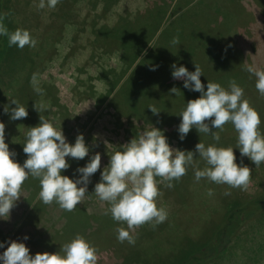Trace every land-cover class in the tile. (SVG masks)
Listing matches in <instances>:
<instances>
[{"label": "rangeland", "instance_id": "rangeland-1", "mask_svg": "<svg viewBox=\"0 0 264 264\" xmlns=\"http://www.w3.org/2000/svg\"><path fill=\"white\" fill-rule=\"evenodd\" d=\"M182 1L184 0H60L55 8L45 6L40 9L39 0H4L3 12L6 18L11 20L12 26L28 30L37 42L35 47L27 46L25 51L29 60L35 61L28 81L30 84L28 88L32 90L33 96L37 95L36 98L34 97L33 104L37 108L42 105L47 108L46 111L39 113V117L49 120L57 128L61 125L69 143H74L76 136L82 133L89 147L88 156L77 160L78 163H72L74 159L66 157L68 163L72 165L70 164V168L66 169L65 175L73 179L78 178L80 174L76 172V169L84 166L96 153L101 155V167L91 176L88 193L76 206L77 210L84 211L94 219L92 220L93 232H89L86 227L77 228L73 222L72 226L69 224L67 227L70 231L67 232L66 237L57 236V231L62 229L65 223V217L61 215L63 209L54 202L45 205L44 211L39 215L38 225L41 229L48 226L52 230L47 232L43 229L31 234V236L39 235L40 248H43L41 252L52 246L59 251L63 244L71 241L76 235L83 236L97 249L98 264H112L116 260L115 257L121 261V253L131 248L143 250L148 246L152 247V243L149 242L139 243L137 229L132 232L135 236L134 245H130L127 241L119 242L116 238V230L120 227L127 228L126 224L114 221L110 213L105 214L109 207L108 203L99 200L93 191L101 171L109 162V154L119 150L121 145L137 137L146 128H151L152 125L162 130L166 129L165 134L177 131L181 120L178 115L180 107L174 109L168 126L149 119V122L137 127L136 136H126L127 134L123 133L117 136L116 111L109 104L113 94H107V91L108 82L118 76L123 62L117 42L105 41L100 35L99 37L95 35L100 25L106 24L112 27L119 23H137L151 9L153 18L150 26H154L158 20L157 7L165 5V14L162 17L161 26L154 33L156 35L150 36V40L140 50L134 63L130 67L125 66V72L118 84H121L125 77L128 79L127 75L132 72L153 43L154 45L163 44L169 53L164 57V65L152 71L150 78L161 80L173 78L171 74L173 63L177 67L183 65L189 71L195 70V63L203 71L204 75L200 79L205 87L207 80L219 83L221 86V81L229 84V81L235 80L244 89V98L258 111L261 118L260 130L264 132V95H261L255 87L256 78L243 70L245 64L251 63L264 69V0H192L185 7L186 22L180 23L182 20L180 18V25L177 23L179 31L175 33L179 44H172L160 33L165 25H170L176 17L182 16L181 12L185 9L178 10L179 7L176 6L177 2ZM134 31L135 29L129 30V39L142 44L145 36H138ZM159 38L162 41H159ZM33 76H35L34 82ZM8 79L9 77L5 76L6 82ZM44 85H48L50 92L43 89ZM34 88L42 91L37 92ZM3 89L5 94L10 92L5 87ZM104 94L108 97L103 102H98V98L100 99ZM51 95L56 97L59 107L51 105L53 102ZM11 99L15 98L7 97L4 101L8 108L12 105ZM151 100L144 105L139 104L138 110L145 114L150 113L148 106L155 103V98ZM115 102H119L118 96L115 97ZM181 102L182 100L177 97L176 103ZM22 105L28 106V103H22ZM153 106H158L157 109L162 113L166 109L162 103ZM127 109L131 111L130 107ZM10 114L11 111L4 117L0 115V122L4 124L5 139L14 130L13 127L18 121L10 119ZM39 120L40 118L36 125ZM129 121L140 125L134 117H130ZM25 130L24 127L22 131ZM119 130L122 131V128ZM226 134L237 136L234 128L228 129ZM167 139L171 147L185 150L180 147L178 138ZM233 151L235 155L240 154L237 148ZM241 160L244 165L251 168L247 188L245 190L233 188L234 192L242 198L255 194L264 187V163L256 167L248 157H241ZM203 168L204 162L199 157H194V165L188 167L186 174L180 178L188 191L196 190L195 187H198L194 173ZM156 180L160 193L157 206L163 207L171 215L174 214L173 218H180L181 211L173 210L164 199V195L167 194L168 199L172 200V190L166 187V181L162 178L156 177ZM201 191L205 190L200 189L199 194ZM37 199L39 194L31 195L27 189L21 188V198L18 201L35 203ZM30 210L25 209V211ZM34 212H38V208ZM187 212H190V221L188 218V223L186 222L185 225L188 226L189 233L205 235L206 226L199 227L200 223L195 211L191 209ZM110 241L113 243L109 246ZM162 242L164 246H169V242L165 239H162ZM119 255H121L120 258ZM209 264H264V213L247 222L226 249Z\"/></svg>", "mask_w": 264, "mask_h": 264}, {"label": "clouds", "instance_id": "clouds-1", "mask_svg": "<svg viewBox=\"0 0 264 264\" xmlns=\"http://www.w3.org/2000/svg\"><path fill=\"white\" fill-rule=\"evenodd\" d=\"M60 0H39L40 9L55 8ZM0 36L8 38V45L23 49L25 46L35 47L36 40L26 29L17 28L9 32L0 18ZM173 44H179L174 38ZM157 66L150 70L155 71ZM172 77L183 80V86L200 95L187 101L184 109L178 114L181 117L177 131L183 141L193 128L201 134L211 135L213 141L219 142L218 129L224 130L226 123H231L237 133L235 147H218L216 144L206 145L199 142L194 151L180 150L170 146L164 130L155 127L146 128L137 137L121 145L119 150L110 155L107 166L100 173V181L94 186V193L109 207L105 214H111L114 221L126 224L127 228H117V240L135 244L132 232L144 225L152 223L157 226L167 219V211L157 206L159 196L156 177L167 181L166 187L172 188V181H179L186 174L188 167L194 165V157L205 162L203 169L196 170L195 180L201 178L216 184H226L231 188L245 190L251 176V168L238 164L233 149L238 148L240 156L259 167L264 163V132H261V118L258 111L244 98V89L235 80L229 81L225 88L219 83L207 80L201 82V67L194 63L195 70L189 71L185 66L171 65ZM243 70L256 78L255 87L264 95V69L254 63L245 64ZM35 81V76L32 78ZM176 87L170 91L178 94ZM35 91L41 92L39 88ZM11 109L10 119L20 120L28 115L25 106L16 99ZM38 112L46 111L45 106L37 108ZM148 108L154 115L160 110L153 105ZM9 109L5 107V112ZM106 143V142H105ZM23 152L27 158L23 164L15 159V152L10 151L4 138V124L0 122V219L10 218L11 209L21 198V187L29 176L40 181L39 197L48 205L56 202L65 211H72L81 203L88 193V184L93 174L101 167V155L96 153L87 163L76 169L80 175L73 179L64 175L63 171L70 167L66 157L82 160L89 153V147L82 133L76 136L74 143H69L59 128L40 116L39 123L30 127L25 135ZM198 154V155H197ZM225 192V195H230ZM212 196L213 191L208 190ZM25 235L23 240H27ZM0 264H98L97 249L81 235L63 244L56 252H37L30 254L29 248L21 240L0 242Z\"/></svg>", "mask_w": 264, "mask_h": 264}, {"label": "trees", "instance_id": "trees-1", "mask_svg": "<svg viewBox=\"0 0 264 264\" xmlns=\"http://www.w3.org/2000/svg\"><path fill=\"white\" fill-rule=\"evenodd\" d=\"M191 1L192 0H184L179 3L177 2L176 6L179 7L178 10L181 8L184 10ZM173 9H175V7ZM3 10L4 0H0V18H2L9 32L16 30L17 28L12 26L11 20L6 18ZM157 10L159 12L156 14L158 20L154 26H150V21L153 18L151 14L152 10L150 9L147 11L146 16L143 15V18H140L137 23H119L112 27L102 24L99 26V30L95 32L96 36L99 37L100 35L105 41L117 42L119 46L118 49L121 52L123 64L118 76H115V79H111V81L108 82L109 88L107 91V94H113L112 98L109 99V104L110 107H113L116 111L117 122L115 123V131L117 136L120 135V133L127 134L126 136H136L137 127H140L142 123L145 124L149 122V119H151V121L160 122L161 124L165 123L168 126L175 108L177 109L180 107V113L188 100L195 99L200 95L199 92L185 89L183 80L175 81L174 78H166L165 80L150 78V73L152 72L150 69L154 65L157 66L156 69L162 67L164 65V57L169 53L165 45H158L157 43L155 45L153 43L149 50L144 53L132 72L127 75L129 76L128 79L125 77L121 84H118V81L125 72V66L130 67L131 64L134 63L140 50H142L145 43L150 40V36L156 33L157 29L161 26L162 17L165 14V5L163 7H157ZM185 11L186 9L181 12L182 16L176 17L174 22L170 25H165L163 27L160 35L166 37L165 39H167L169 43H172L174 38H178L175 32L179 31L177 26L180 25V18H182L180 23L183 21L186 22ZM134 29L136 35L145 36L142 44L132 42V40L129 39V30ZM159 41H162V39ZM108 46L111 45L108 44ZM26 47L27 46L23 49H19L16 46L10 47L8 45V38L6 36H0V115L3 117L6 116V114L15 107L14 104H12L10 108L6 106L4 101L7 97L17 99L20 104L28 103V106H25L28 112L27 117L18 120L13 127L14 130L8 134V138L5 139V142L9 145L10 151L15 152V159L20 164H23L24 160L27 158L26 154L23 152L25 135L30 127L36 126L40 118L39 113H41V111L38 112L36 110L33 104L37 95L33 96L32 90L28 88L30 86L28 81L32 75L31 69L35 66V61L31 62L29 60L30 58L25 51ZM5 76H8L10 79H8V82L5 81ZM220 83L223 87L228 86L227 82L223 83L221 81ZM3 87L10 92L5 94ZM173 87L178 88L177 95L170 91ZM48 88V85L43 86L45 91L47 90L50 92ZM1 90L3 91L1 92ZM157 91H159L160 94H158L159 92ZM107 94L101 95V98H98V102H103L104 99L108 97ZM116 96H118L119 102H115ZM176 96L182 100L181 103H176ZM153 97L155 98V103L153 105H159L160 103L165 105L166 109L163 110L164 113L159 112L158 115H154L152 112L148 114L140 112L138 110L139 104L144 105L151 102ZM52 98L53 102H51V105L59 107L56 97L53 95ZM5 107L9 109L8 112H5ZM129 107L131 111H128L129 109L127 108ZM157 107L158 106H156V108ZM130 117H134L140 125L129 121ZM24 127L26 130L22 131ZM120 128H122V131L119 130ZM233 128V125L229 122L224 125L223 131L215 129L214 131L219 132L221 137L219 142L213 141L211 135L199 134L195 128L189 131L183 141L180 140L178 131L165 135H168V137L166 136L167 138H178L180 147L185 148L186 151H194L195 145L199 140L206 145L216 144L218 147H235L237 144L236 134H226L228 129L230 130ZM165 131L166 129H164V133ZM235 156L236 162L239 164L241 162V156L240 154ZM72 163H78V161L74 159ZM65 172L66 170L63 171L64 175ZM97 181L99 182L100 178ZM172 183L173 187L168 189L172 190L173 198L169 200V196L166 194L164 195V199L172 206L173 210L181 211V217L173 218L174 214L171 215L167 212V219L163 223L155 227L152 223H145L136 228L139 233V243L144 242V244H146L149 242L152 243V247L148 246L143 248V250L131 248L130 250L123 251L121 253L123 257L119 255V258L121 256V261L115 257L114 259L116 260L113 259L114 263L112 262V264H209L226 249L232 239L237 235L238 231L247 222L257 215L264 213V187L255 194L241 198L239 194L234 192L233 188H228V185L224 184L220 187V184L210 182L206 178H201L197 183L199 188L195 187L196 190H192L193 192L188 191L181 180H174ZM21 188L27 189L31 195H37L40 192V181L37 178L29 176L28 179L24 181ZM200 189H204L206 192L201 191L199 194ZM209 189L213 191L212 196L208 195ZM225 192H230L231 194L225 195ZM54 203L56 205V202ZM44 206L45 204L39 197V199L36 200L33 211L38 208V211L42 212L44 211ZM77 209L78 208L75 207L74 211L72 210L70 212L64 210L66 219L62 229H64L65 232L70 231L67 230L68 225L75 222L74 226L77 228L86 227V229H89V232H93L92 220L94 219H92V216ZM191 209H193L196 216H198V221L200 223L199 227L203 225L206 226L205 235L204 233H189L188 226H186L185 223H188V218L190 221V212L188 213L187 211ZM103 217L105 218L106 216ZM162 239L169 242L168 247L164 246V240L162 242ZM112 243L113 242L110 241L109 246Z\"/></svg>", "mask_w": 264, "mask_h": 264}, {"label": "crops", "instance_id": "crops-1", "mask_svg": "<svg viewBox=\"0 0 264 264\" xmlns=\"http://www.w3.org/2000/svg\"><path fill=\"white\" fill-rule=\"evenodd\" d=\"M35 205H36V202L29 203L27 201L24 202L23 200L16 202L15 206L11 209L10 218L7 220L0 219V242L10 241V240H21L29 248L30 254L35 255L37 252H41L43 248H40L41 242L39 241V235L37 234L35 236H31V234H33V232L43 231V229L49 232L52 229L49 228L48 226L47 228H42V229L39 228L38 220L40 218L39 215L41 212L33 211ZM45 207L46 206H44V209ZM27 208L28 210L30 209L31 210L25 211V209L27 210ZM61 215L65 217L64 210L62 211ZM57 232H58L57 236L59 235H64V237L67 236V232H65L64 229H60ZM25 235L28 236L27 240H23ZM7 246L8 245L6 243L5 248L0 249V252H3ZM55 248L54 246L50 248H46V249L44 248L45 249L44 252L48 251V249H49V252L58 251V250H55Z\"/></svg>", "mask_w": 264, "mask_h": 264}]
</instances>
